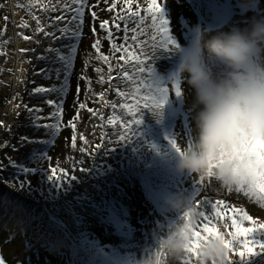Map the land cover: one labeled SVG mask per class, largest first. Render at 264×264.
<instances>
[{
	"label": "rangeland",
	"instance_id": "obj_1",
	"mask_svg": "<svg viewBox=\"0 0 264 264\" xmlns=\"http://www.w3.org/2000/svg\"><path fill=\"white\" fill-rule=\"evenodd\" d=\"M113 2L116 8L102 13ZM223 2L225 0H159L177 47L172 51L157 50L152 61L153 75L170 89L178 83L182 95L170 92L162 113L145 109L138 135L132 136L130 141H121L119 136L123 129L119 122L109 124L108 120L113 116L118 121L131 119L119 108L121 103H130L131 98L125 101L116 92L109 95V90L118 88L131 93L133 84L119 78L115 71L122 68L131 74L134 64L117 60L120 66L109 71V85L102 92V103L95 115L88 111L87 105L91 102L89 98L100 99L101 94L94 98L96 92L86 94L84 86L79 88L78 94L86 95V107L74 121L77 130L75 146L83 151L81 153L75 148L78 161L72 171L67 168L68 164L60 167L56 156L66 162L70 149L63 125L65 119L77 115L74 102L77 87H73L71 75L67 76L66 83L64 63L58 59L57 53L48 49H53L56 42L58 49L68 55L74 45L77 51L73 59L84 60L95 54L99 61H103L101 67L109 68L110 61L119 59L122 53L113 52L107 31L100 28L104 19L99 21V17L104 14L110 17L113 40L123 44L124 32L115 29L113 17L119 12L118 7L126 6L124 0H86L82 36L78 40L53 39L45 35L48 32L61 36L59 29L65 27L75 30L76 22L72 17L76 15L75 9L79 4L72 3V0H0V195L11 201L6 204L7 212L0 203V257L5 264H61V261L67 264L69 260L72 264H122L133 255L138 258L145 247L154 245L153 231L178 218L179 214L169 213L164 207V199L171 192L186 194L194 198L196 204L207 198L209 203L206 207L197 209L209 216L213 215L211 202L221 199L264 223V206L254 197L245 195L244 191H229L214 179L201 183L194 174H177L175 165L179 153L170 144V140L175 139L183 150L191 141L195 133L194 116L198 111L193 108L195 90L176 71L177 50H187L198 31H207L210 35L218 31L229 32L233 28L249 27L254 18L264 19V0H231L226 9ZM149 3L150 0H133V11H140L145 17L147 35L141 37L149 42L142 45L145 55L152 54L150 43L155 31L151 17L144 11ZM214 7L221 10L212 9ZM93 11L97 14L95 20L91 15ZM207 13H214V22H219L226 14L231 18L219 28L211 29L201 23V17H208ZM56 17L64 19L56 20ZM37 19L44 31H37ZM116 22L123 29L125 21L117 17ZM25 23L27 27L23 26ZM127 26L132 29L136 24L129 20ZM132 34L129 31V37ZM24 36L30 39L25 40ZM97 39L100 40V53L93 48ZM127 43L133 45L139 54L141 45L134 44L131 39ZM102 55L109 57L107 63L100 58ZM259 58L264 60V51L259 53ZM58 64L61 68H57ZM224 68L218 65L213 71L220 73ZM61 85L66 86L67 93L57 95L56 89ZM37 87L53 91L35 93ZM102 88L103 85H99V89ZM48 101L54 104L50 105ZM113 103L117 105L115 109ZM55 105L63 107L62 120L59 115H53L57 112ZM57 124L59 131L45 127ZM85 125L92 129V134ZM21 168L36 171L23 172ZM53 168L56 176L62 177V184L56 182L55 177L52 180L48 178L52 176ZM71 176L76 178L71 180ZM19 209H24V220L32 221L30 230L26 232L23 228L16 229L17 226L10 228L16 214L22 211ZM8 212L16 214L10 217ZM216 223L217 226L224 225L223 231L231 240L228 235L234 231L231 221L224 219ZM244 226L250 224L245 222ZM39 233L46 239L43 235L38 236ZM250 239L264 243V229L254 232ZM43 241L62 249L57 251L60 254L56 255L54 247L51 252H46ZM34 251L39 252L37 257ZM230 259L232 264H264V252L243 260L232 253ZM186 260L187 256L182 264ZM192 264H196L195 258Z\"/></svg>",
	"mask_w": 264,
	"mask_h": 264
},
{
	"label": "clouds",
	"instance_id": "obj_2",
	"mask_svg": "<svg viewBox=\"0 0 264 264\" xmlns=\"http://www.w3.org/2000/svg\"><path fill=\"white\" fill-rule=\"evenodd\" d=\"M176 71L195 90V133L179 153L177 174L217 181L237 189L242 182L264 184V19L249 27L208 34L198 31L187 50H177ZM225 66L216 73L213 68ZM178 218L153 231L154 245L122 264H182L188 254L199 211L194 198L171 192L164 199ZM224 225L201 241L196 264H228Z\"/></svg>",
	"mask_w": 264,
	"mask_h": 264
},
{
	"label": "snow or ice",
	"instance_id": "obj_3",
	"mask_svg": "<svg viewBox=\"0 0 264 264\" xmlns=\"http://www.w3.org/2000/svg\"><path fill=\"white\" fill-rule=\"evenodd\" d=\"M31 2V0H30ZM72 3L79 4V7L75 9L76 15L72 17V21L76 22L75 30L71 28L65 27L59 29L61 36H57L55 33H48L45 32L46 36H51L53 39H60V38H68V39H76L78 40L82 36V25L83 21V14H84V7L86 5V0H72ZM124 4L127 6L126 11L128 16L121 15L120 12H117L116 17H113V25L117 31L124 32V43L117 44L115 40H113V32L112 28L109 27V21L104 20L100 23V28L105 29L107 31V39L111 42V47L114 53H122L121 59L124 60L125 64L132 63L134 64L133 72L130 74L126 71H121L120 77L126 81H130L133 84V88L131 93L120 91L118 88L115 89L116 95L123 98L125 101L131 98V102H124L119 105V108L122 111H125L131 119L128 120H121L118 121V118L113 116V118L108 120L109 124H115L119 122V126L123 129V132L120 134L119 139L121 141H130L132 136L138 135L139 127L143 123V115L144 110L148 109L152 112H160L165 106L168 101V97L170 92L175 91L176 95H182L181 87L178 83L173 85V88L170 89L167 86H163L158 80L154 78L153 70H152V61L154 60L157 50H167L172 51L176 49L177 45L175 40L170 35V29L168 26V20L164 16L163 6L159 3V0H150V3L147 7L146 11L149 16L151 17V24L152 28L155 30L154 34L151 37L150 47L152 48L151 55H145L144 49L142 45L149 43L146 40H142V36L147 35V29H145V17L141 14L140 11H133V0H124ZM43 7L47 8V5ZM67 9V5H65ZM116 8V3L113 2L109 11H112ZM53 10H55L53 8ZM71 11V9H67ZM93 19L97 18V14L95 11L91 13ZM119 17L120 20L125 21V25L123 29H121L120 23L116 22V18ZM7 19V17H5ZM64 17H56V20H63ZM131 20L136 24L135 28L129 29L127 26V22ZM38 28L37 31H44L43 27H40L39 19H37ZM27 27L25 23L23 25ZM93 33L96 32L95 27L92 29ZM131 31L133 34L129 37L128 33ZM25 40L30 39L28 36L23 37ZM131 39L134 44L141 45L139 48V54L136 49H134L133 45L128 44V40ZM93 48L100 53V40L97 39L96 42L93 44ZM48 51H55L57 53L58 59L62 61L65 65V68L68 70L66 73V83H67V76L70 75V70L73 66V57L75 52L77 51L76 46L70 47V52L68 55H64L59 49H52L49 48ZM2 54V53H0ZM44 59V57H40ZM106 63L109 60L108 56H100ZM43 72L44 69H41ZM97 72L100 69L96 70ZM109 71H112L111 65L109 66ZM81 79H86L85 77H81ZM101 81L103 78L101 77ZM90 85V82H89ZM64 89L62 88L61 91ZM53 91V89H47L43 87H37L34 89L35 93L41 92H49ZM89 91L91 88L89 86ZM77 93H79V88L77 89ZM103 98V94H101V99ZM50 105H53V101H48ZM57 108V112L53 113L54 116L59 115L60 119L62 120L63 115V107L62 105H55ZM81 109L85 108L86 105L81 103L79 105ZM113 109L117 107L115 103L112 104ZM29 111H39V109H29ZM89 112H92L95 115L93 109H88ZM36 119H40L37 117ZM79 119V112H77L76 117L73 118V121ZM70 121L69 124L73 129V136H72V146L75 147L76 142V135L75 129L76 124L75 122ZM39 126V125H38ZM45 127H54L57 131H59V125H45ZM86 142V141H85ZM170 144L172 148H174L178 153H182L181 147L178 145L175 139L170 140ZM102 147V146H97ZM150 147L155 148L156 145H150ZM83 151V149H81ZM15 166V165H14ZM23 172L29 171H36L35 169H28V168H21ZM52 176L48 178L50 180L55 177L56 182L59 184L63 183V179L60 176H56V169H51ZM67 176V173L64 174ZM76 177L71 176L70 179L74 180ZM202 183V181H201ZM23 187V184L21 185ZM231 191V188H228ZM239 191H244L245 195H250L254 197L262 206H264V184H248L242 182L240 186L237 188ZM209 203L208 199L206 198L203 201H198L196 207H206V204ZM212 203V212L213 215L209 216L206 214L205 211H199V221L194 230L193 238L188 248L187 260L185 264H192L193 258H198V248L200 246L201 241L205 240L209 236L218 235L217 231V221L220 220H230L231 221V228L234 231L228 233L231 236V240L227 239L226 245L230 250V254L234 253L238 255V257L243 260L250 256L257 255L260 252H264V243L260 240L250 239L252 234L258 230L264 229V223L258 222L252 216H250L246 211L243 209H238L232 205L227 204L224 200L217 199ZM230 213V214H229ZM245 222H248L250 226H244ZM227 226V225H226ZM238 245V247H236ZM257 248L259 251H257ZM0 264H5L2 257H0ZM228 264H232L230 256L228 258Z\"/></svg>",
	"mask_w": 264,
	"mask_h": 264
},
{
	"label": "trees",
	"instance_id": "obj_4",
	"mask_svg": "<svg viewBox=\"0 0 264 264\" xmlns=\"http://www.w3.org/2000/svg\"><path fill=\"white\" fill-rule=\"evenodd\" d=\"M229 2H230V0H225V2H223V6L224 7L227 6L229 4ZM105 4H107V2ZM141 4L144 5L145 3L142 2ZM118 6H120V5L118 4ZM125 7H127V6H125ZM118 8H119V12L121 13V15H125L126 14L128 16V13L123 8V6L118 7ZM106 9L108 10L109 7H105L102 10L103 11L102 13H104L105 11H107ZM204 9H207V8H204ZM212 9L221 10V8H216V7L212 8ZM49 14H47V15H49ZM210 14L213 17L214 13H210ZM210 14H209V16H211ZM100 18L109 21V24L110 25L112 24L111 23V20H110V17L107 16V14H104L103 17H99V21H102ZM53 49H58V44L56 42H55V45H54ZM53 52L56 53L55 51H53ZM121 55L122 54H119V59L117 57L114 61H112V60L110 61L111 68H113V67L116 68V67H119L120 66V63L118 61L121 60V58H120ZM102 64H103V61H99L98 57L95 54H92L89 57H85L84 60L79 59V58L73 59V66H72V68L70 70V75L73 78V87L75 86V88L77 87V89H78V88L84 86L86 88L85 89V92H86V94H88L89 93V86H90L91 91L96 92L94 94V98H95L96 95L102 94V92L104 93L105 92L104 91L105 90V87L107 85H109V83L107 81H108V79L110 77H107V75L109 74V68L101 67ZM113 65H115V66H113ZM56 66H57V68H61V65L60 64H58ZM63 69H65V71L67 70L65 68V65H63ZM97 69H100V71L97 72L96 71ZM122 70H124V69H122V68L116 69L115 74L117 76H120ZM75 76L77 77L76 78V85H74V77ZM82 76L85 77L86 79H81ZM101 77L103 78V81H101ZM89 82H90V85L88 84ZM101 84L103 85L104 88L99 89V85H101ZM62 88L64 89L63 91H61ZM66 90H67L66 89V86L61 85V88L59 87V88L56 89V94L57 95H60V94H63V93H67ZM109 92H110L109 95H111V94H114L115 93V90L114 89H110ZM75 93L77 94V97L74 96V102H75V106H76L75 107V112H80L82 109L79 107V105L81 103L86 104V100H85V96L86 95L85 96H82V95L78 94L76 91H75ZM89 99H90L91 102H90V104L87 105V108L88 109H93V111L95 112V114H97V112H99V109H100L99 104L102 103L101 98L100 99L89 98ZM67 117H69V116H67ZM74 117H75V114H73V116H71L69 120L68 119H65V122H64V125H63V131H64V133H66V138L68 139V145H67V147L70 149V150H68V154L66 155V162L64 160L60 159L59 156H56L58 158V160L60 161V167L62 165L68 164L67 165V168H71L72 171L75 168L74 167L75 166V163H77V161H78V159H76L78 153H75L74 152V151H76L75 148H77V150L81 152V150L78 147H76V146L73 147L72 146L73 129L70 126L69 122L70 121H73V118ZM85 128L88 130V132L90 134H92V132H91L92 129L91 128L87 127L86 125H85ZM76 133H77V130L75 129V135H76ZM76 143L77 142H75V145H76ZM93 168H96L95 165L93 166ZM64 169H66V167ZM0 203L3 205L4 211L7 212V210H6V204L11 203V201H9L6 197L0 195ZM17 207L18 208H21V206L18 205V204H17ZM19 210H22V211H20L19 214H16L14 212H11V213L8 212L9 214H11L10 217H14L15 214H16V220L13 223V226H11L10 228H13L14 229V228H16L15 226H17L16 229H22L23 228L22 229L23 232H26L27 229L30 230L31 225H32V221L24 220L22 218L23 215H26L23 212L24 209H19ZM26 213H28V212H26ZM41 235H43V234L39 233L38 236H41ZM43 237L46 239V237L44 235H43ZM43 243H44V247L47 249V250H45L46 252H48V250H49V252H51L52 249H53V247H54V250L56 251V255L60 254L57 251H61L62 249L59 250V248L57 246H55L54 244H52V246L51 245L49 246V245H47L46 241H43ZM38 253H39L38 251H34L33 254L37 257ZM57 259H59V256H58ZM51 263H53V262H51ZM34 264H38V263H34ZM41 264H44V263H41ZM61 264H64V263H62V261H61ZM67 264H72V261L69 260V262H67Z\"/></svg>",
	"mask_w": 264,
	"mask_h": 264
},
{
	"label": "bare ground",
	"instance_id": "obj_5",
	"mask_svg": "<svg viewBox=\"0 0 264 264\" xmlns=\"http://www.w3.org/2000/svg\"><path fill=\"white\" fill-rule=\"evenodd\" d=\"M151 205H153V203L151 201H149Z\"/></svg>",
	"mask_w": 264,
	"mask_h": 264
}]
</instances>
